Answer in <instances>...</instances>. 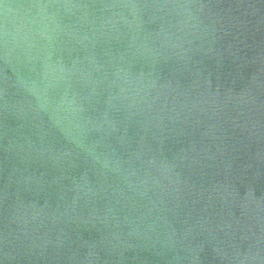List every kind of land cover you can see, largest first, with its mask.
Masks as SVG:
<instances>
[{"label":"water","instance_id":"obj_1","mask_svg":"<svg viewBox=\"0 0 264 264\" xmlns=\"http://www.w3.org/2000/svg\"><path fill=\"white\" fill-rule=\"evenodd\" d=\"M0 264H264V0H0Z\"/></svg>","mask_w":264,"mask_h":264}]
</instances>
